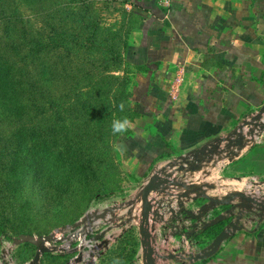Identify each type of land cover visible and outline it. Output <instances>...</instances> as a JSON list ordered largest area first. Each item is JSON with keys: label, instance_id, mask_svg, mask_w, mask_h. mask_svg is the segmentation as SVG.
<instances>
[{"label": "crops", "instance_id": "crops-1", "mask_svg": "<svg viewBox=\"0 0 264 264\" xmlns=\"http://www.w3.org/2000/svg\"><path fill=\"white\" fill-rule=\"evenodd\" d=\"M161 2H134L143 17L128 60L139 69L132 76L131 87L137 116L129 125L130 135H121L116 143L117 150L133 165L131 171L137 182L134 199L155 170L205 145L213 148L219 140L233 136L245 120L264 106V0H170L166 5ZM229 147L230 159L236 156V160L223 169L228 172V177L226 172L223 175L227 179L213 175L211 169L212 162L221 155L218 151L204 159L199 171L178 172L172 168L170 172L188 186L201 187L209 198L259 195L264 188L258 185L264 181V141L256 146L247 141L244 148ZM184 192V188L170 185L151 195L154 210L164 216L163 220L151 221L153 247L162 256L199 251L211 244L215 237L198 225L206 215L213 219L228 208L216 205L199 220L202 207L211 205V201L206 197L194 199L197 193L190 192L182 201L185 210L196 216L192 218L178 208L176 194ZM134 199L119 202L115 211L111 210L114 199L92 209L112 214L114 239H107L99 257L87 262L81 257L74 260L73 251H60L42 256L41 264H67L73 260V264H108L111 253L131 228L135 230L130 234L135 233L139 242L131 264H144L138 227L141 204H136L134 222L127 223ZM159 200L176 212L172 213L169 207L159 209ZM234 202H241V198ZM242 223L245 229L226 241L211 259L190 262L157 257V264H264V219L254 208L245 213ZM224 227L223 223L220 229ZM195 234L198 235L194 237Z\"/></svg>", "mask_w": 264, "mask_h": 264}, {"label": "rangeland", "instance_id": "rangeland-1", "mask_svg": "<svg viewBox=\"0 0 264 264\" xmlns=\"http://www.w3.org/2000/svg\"><path fill=\"white\" fill-rule=\"evenodd\" d=\"M6 1L11 4L12 0ZM15 1L25 21L23 26L13 25L17 26V32L25 28L29 38H40L47 35L49 25L53 24L58 30L72 33V40L80 39L83 47L80 56H77V46L70 43L67 48L73 50L69 53L72 56L49 53L38 63L26 64L22 57L29 47L20 34L14 36L4 22L0 4V51L16 62L11 78L14 91L7 95L0 84V262L7 256L8 248L14 247L15 239L20 237L18 234L43 236L58 229L78 227L96 204L114 199L111 210L115 211L119 202L134 199L137 185L131 171L133 165L117 150L116 134L112 131V122L124 114L127 116L128 110L133 109L132 85L126 93L130 105L124 107V111L112 114L107 109L108 89L113 79L132 78L129 50L139 32L131 19L135 0ZM87 8L92 12L85 21L83 10ZM89 24L91 27L85 29ZM113 34L116 39L123 37L122 42L127 46L122 48L121 57L130 67L125 65L118 69L113 63V68L103 70L102 63L108 64L112 58L107 46L109 35ZM117 42L122 45L119 39ZM48 64L56 70V81L50 84V91L61 103L73 102L81 95L100 99L105 106L103 119L107 120L83 117L73 128H66L70 133H59L60 141L48 145L49 128L44 127L50 118L41 119V107L47 108L46 103L31 101V97L36 96L33 91L36 82L47 79L43 69ZM35 106L40 111L37 112ZM89 120H92L91 125L86 127L85 122ZM263 141L264 132L256 138L248 136L252 146ZM229 146L231 144L222 142L218 150L221 155L211 167L213 175H221L223 179L228 177L224 167L236 160V156L230 159ZM225 172L227 177L223 176ZM134 230L131 228L129 232ZM130 233L124 239L131 236ZM35 253L33 246H20L9 258H13L12 264H25ZM4 261L9 264L11 259Z\"/></svg>", "mask_w": 264, "mask_h": 264}, {"label": "trees", "instance_id": "trees-1", "mask_svg": "<svg viewBox=\"0 0 264 264\" xmlns=\"http://www.w3.org/2000/svg\"><path fill=\"white\" fill-rule=\"evenodd\" d=\"M1 12L3 15V20L4 22L8 25V27L12 30L14 36L16 35L15 33L17 32V26L24 25V19L22 14L20 13V9L16 3L15 0L11 1V4L6 1V0H1ZM135 11L132 13L131 19L133 20V25H136L137 28L141 25L142 22V15L139 14L140 12L136 11V6ZM138 8V7H137ZM92 10L91 8H87L83 10V14L85 15L84 19L85 21H88L89 15L91 14ZM16 24L15 26H13ZM87 27H91L89 24L88 26H85V29ZM49 32L47 35L44 34V36H41L40 38H29V34L26 33L25 28H22V31L19 33L20 37L26 42V45H28V50L27 53L23 54V61L26 64H34L38 63L37 61H42L43 57L46 54H54V53H63L68 56L69 53L73 52V50L67 46L70 43H73L75 46H77V51L78 54L77 56H80V51L83 47V43L81 42L80 39H75L72 40V33L69 31H62L58 30L57 26L50 24L49 25ZM115 34L109 35V46H107V51L109 55L112 56L111 61L106 64L102 63L103 66L101 69L107 70L108 68L111 69L114 67L115 63L118 67V69H121V67L127 65L130 67L129 64H126L125 61L122 60V48L124 46L123 44V37L119 36V38H114ZM75 37V36H74ZM97 38V36L94 38V40ZM120 40V42H117V40ZM79 42L81 44H79ZM92 45V43H91ZM5 47V45H3ZM127 48V47H126ZM89 51H92V48H88ZM113 59V60H112ZM10 64L9 66L7 64ZM14 60H10L7 54H4V52L0 51V84L2 88L4 89L5 93L9 95L14 91V87L11 82V78L14 76V70L13 67L15 65ZM133 69L132 71V76L134 73H136L137 70H139L136 67H130ZM53 68L48 64L44 66L43 72L45 73V76L47 77L46 80L41 79V83L35 84V90H33L36 94V96L31 97V101L36 103V101L41 100V102L45 101L47 108L41 107V119L42 117H49L50 120H48V124L44 128H49L47 132V142L48 145H51L52 143H56L60 141L61 137L59 133H70L66 131V128H73V126L78 122V121H83V117H95L102 119V122H105L106 120L103 119V116L105 115L104 113V107L102 106V100L96 99L90 96H84L83 97H78L75 101L73 102H64L61 103L59 101V98L54 96L50 89L51 86L50 84L53 81H56L54 78L56 75V70L53 71ZM129 79V78H127ZM109 83L111 82V78H109ZM133 83V78H130L129 80H124L120 77H115L113 79L112 85H109L108 89V101H109V106H107V109L111 110L112 114L115 112H119L120 107L119 105L123 103L126 106H129V95L127 93L128 88L130 85ZM107 84V83H106ZM131 96V94H130ZM104 101L106 99L104 98ZM35 110L38 112L40 111L39 108L37 109V106H35ZM124 111V110H123ZM137 114L134 112V110H128L127 116L125 114L123 116H120V119L127 118L130 123H134L136 120ZM92 120H89V122H85L86 127H90ZM22 124V123H21ZM83 126V125H82ZM38 128V127H37ZM105 128H109L108 125H105ZM72 133V132H71ZM131 130L130 126L128 127L127 131L124 133H117L115 135V142L116 140L121 136L125 135L128 136L130 135ZM223 224V223H221ZM221 224H218L216 226L210 227L205 231L206 234L211 236L212 238L216 237L220 232L222 231L220 229ZM5 233L6 231L3 230ZM33 235L31 233H21L18 234L20 235ZM198 234H195L197 236ZM139 245L138 240L134 237V235H131L124 240L121 241L120 246L113 251L111 254L110 260L108 264H113L114 260H119L121 261V264H131L134 256L137 251V247ZM25 246H29V244H25Z\"/></svg>", "mask_w": 264, "mask_h": 264}, {"label": "water", "instance_id": "water-1", "mask_svg": "<svg viewBox=\"0 0 264 264\" xmlns=\"http://www.w3.org/2000/svg\"><path fill=\"white\" fill-rule=\"evenodd\" d=\"M249 127V131L246 132L245 128ZM256 128V129H254ZM264 132V106L252 116L251 119L245 120L243 124L239 126L237 132L231 136L224 138L223 140H219L210 148L209 145H205L199 150L192 152L190 154L181 155L176 158V160L169 162L164 167L157 169L154 173L148 178L144 186L141 188L140 192L137 194L136 199L131 202L130 209L128 210V215L130 218L127 220V223L134 222V218L132 217L133 213L136 209V204H141V214L139 220V232L141 237V247L143 251L144 264H157V257L163 259H185L190 262H198L202 260H208L213 258L218 251L221 249L223 244L228 241L231 237L235 236L238 232L245 229L244 224L242 223V219L245 216V213L248 211H252L254 208H257L262 219H264V196L263 197H251L246 194H237L236 196H228L225 199H213L209 198L206 195V192L197 186H188L185 182L178 180V178H174V172H170V169L176 168L178 172H196L202 169V163L204 159L210 153H216L221 146L222 142H227L233 146L238 148H244L247 141L248 136L250 138H256ZM170 185L179 186L185 189L183 194H176L179 200V207L181 212H187L185 210V204L183 203V198H188L189 193H197L198 197H206L211 201V205L203 206L201 209V213L198 216L199 220L202 219L203 215L208 213L210 210L214 209L216 205H222L228 207L225 213L220 214L210 222H207L203 225L205 230L210 227L216 226L218 224L224 223V229L218 234L214 240L201 249L199 252L195 254L188 255L186 252H182L179 254L172 255H160L153 247V229L154 225H151V221L153 223L163 220L164 216L161 215L158 210H154L153 201L151 200V195L154 192H163V190L168 189ZM237 198H241V202H234ZM159 207H165V203L161 200L157 201ZM192 218L196 216L192 212H187ZM88 218H91L92 215L87 214ZM106 214L102 213L99 215V218H105ZM87 218H83V222ZM194 232H191L190 235H193ZM105 233H103L104 235ZM99 239V236H97ZM54 241L61 242L62 239H57L54 234H48L45 236H35V235H21L19 238L15 239L16 245L21 244H31L37 247L36 255L31 262V264H41V257L51 253L55 250V248H50L47 244H50ZM104 244H107L106 242ZM70 264V263H67Z\"/></svg>", "mask_w": 264, "mask_h": 264}, {"label": "built area", "instance_id": "built-area-1", "mask_svg": "<svg viewBox=\"0 0 264 264\" xmlns=\"http://www.w3.org/2000/svg\"><path fill=\"white\" fill-rule=\"evenodd\" d=\"M170 0H162L161 5H166ZM260 184L259 188H263L264 187V181H262L261 183H258V185ZM260 194L257 195L255 194V196L258 197H263L264 196V188L262 190H259ZM255 196H251V197H255ZM158 204V203H157ZM154 205V204H153ZM160 206V205H159ZM155 207V205H154ZM166 207H169L170 211L176 212L174 209H171V207L169 205H166L165 207H159V209H164ZM178 208L180 210L179 207V203H178ZM157 211V210H156ZM159 213L162 212L158 211ZM106 214L105 218H99L100 214ZM89 215H92L91 218H88L86 216V220L83 222L81 220L80 224L78 227H74L71 229H58L57 231H55L54 234L56 236L57 239H62L61 242H57L54 241L50 244H47L48 247L50 248H55L53 252H75V259L77 258H86L87 262H90V260L94 257L97 256L99 257L101 252L100 248H102L105 242L107 243V239H114L113 235L111 234L112 231V227H111V216L110 213L108 212H104V211H99V210H92L88 213ZM214 219V218H213ZM212 219V215H206L205 218L203 220L200 221V224L198 225V227H202L205 223L210 222ZM109 222V224L107 223ZM103 233H105L103 235ZM97 236H99V239H97ZM108 236V238H107ZM17 247V245L15 244L14 247L10 246L8 248V252H7V256H5V258L2 260V262H0V264H5L6 261L4 260H8L11 259V262L9 264L14 263L13 262V258H9L10 257V253L13 252V250H15V248ZM98 252H96L95 250H98ZM11 251V252H10ZM200 251V250H199ZM199 251H189L186 252L188 255L191 254H195ZM79 252H82V254H80ZM34 259V258H33ZM33 259L25 264H31V262L33 261ZM73 260V261H74ZM73 261H69L68 263L73 264Z\"/></svg>", "mask_w": 264, "mask_h": 264}, {"label": "clouds", "instance_id": "clouds-1", "mask_svg": "<svg viewBox=\"0 0 264 264\" xmlns=\"http://www.w3.org/2000/svg\"><path fill=\"white\" fill-rule=\"evenodd\" d=\"M119 107L120 110L123 111L125 105L121 103ZM129 125H130V121L126 117L123 119H116L112 122V131L114 134L124 133L125 131H127ZM113 264H121V261H119L118 259L114 260Z\"/></svg>", "mask_w": 264, "mask_h": 264}]
</instances>
